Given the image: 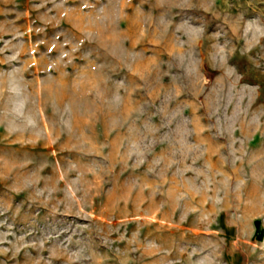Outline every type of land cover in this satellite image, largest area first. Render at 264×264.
Returning a JSON list of instances; mask_svg holds the SVG:
<instances>
[{"label":"rangeland","instance_id":"obj_1","mask_svg":"<svg viewBox=\"0 0 264 264\" xmlns=\"http://www.w3.org/2000/svg\"><path fill=\"white\" fill-rule=\"evenodd\" d=\"M0 264H264V0H0Z\"/></svg>","mask_w":264,"mask_h":264}]
</instances>
